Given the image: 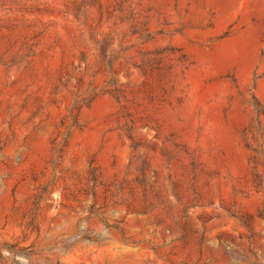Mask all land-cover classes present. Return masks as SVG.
Masks as SVG:
<instances>
[{"label": "rangeland", "instance_id": "obj_1", "mask_svg": "<svg viewBox=\"0 0 264 264\" xmlns=\"http://www.w3.org/2000/svg\"><path fill=\"white\" fill-rule=\"evenodd\" d=\"M0 264H264V0H0Z\"/></svg>", "mask_w": 264, "mask_h": 264}]
</instances>
